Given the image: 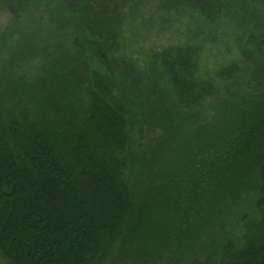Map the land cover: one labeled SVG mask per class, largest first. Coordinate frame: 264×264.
I'll use <instances>...</instances> for the list:
<instances>
[{"label": "trees", "instance_id": "obj_1", "mask_svg": "<svg viewBox=\"0 0 264 264\" xmlns=\"http://www.w3.org/2000/svg\"><path fill=\"white\" fill-rule=\"evenodd\" d=\"M207 1L254 53L242 72L220 67L212 90L171 50L131 80L113 66L97 37L124 43L127 0H29L0 30L7 264H101L122 249L139 264H264V21L248 14L264 0H236L238 17L230 0ZM206 95L208 117L194 110ZM143 129L158 133L134 145Z\"/></svg>", "mask_w": 264, "mask_h": 264}, {"label": "rangeland", "instance_id": "obj_2", "mask_svg": "<svg viewBox=\"0 0 264 264\" xmlns=\"http://www.w3.org/2000/svg\"><path fill=\"white\" fill-rule=\"evenodd\" d=\"M28 1L0 0V30L4 29L14 17L25 12L24 9ZM66 1L71 8L82 7L87 9L96 0ZM237 2L236 0L229 1L233 8L231 12L233 17L241 15L240 6ZM120 6H122L121 9ZM210 7L212 6L207 0H127L123 5H118L116 8V10L125 12L118 17L122 21L121 36L125 39L124 43L121 42L120 45H117V42L120 41L117 37L113 45L106 38L101 39L99 36L97 38L107 50L113 66L125 71L129 80L132 78V71L141 73L151 68L154 54L171 50L181 64L191 69L201 88L204 89V87L209 86V89L212 90L210 82L212 80L219 82L220 78L217 73L220 67L235 63L242 72L244 59L252 57L254 53L245 42L234 41L233 34L235 31L232 25L223 17L217 18L208 13ZM255 8L257 11L254 13L248 12L249 18L254 20L263 17L264 21V9ZM33 14L43 16V13L40 12ZM62 31L65 36H61V38H64L65 46L72 49L73 42L71 39L75 35L72 32V27ZM100 47L103 48L101 44ZM211 93L213 95L212 91ZM212 95H206L200 103V107L197 106V109H194L198 114L202 112L207 117L210 115L209 107ZM157 133L158 130L155 129H143L140 139L136 138L138 135L133 137V144L137 145L140 141L144 143L153 139ZM241 231L242 227L240 226L235 230V234L239 236ZM206 242L210 243L211 241H204V243ZM209 243L203 244L202 242L195 247L194 255L196 254L197 261L202 262L207 258L205 252L209 249ZM145 259L143 264H165V260L167 262L169 258L157 259L155 256L152 261L147 257ZM0 264L7 263L0 257ZM101 264L139 263L129 254H125L122 249L121 252H112L110 257Z\"/></svg>", "mask_w": 264, "mask_h": 264}]
</instances>
